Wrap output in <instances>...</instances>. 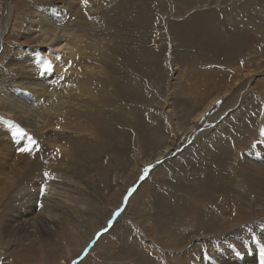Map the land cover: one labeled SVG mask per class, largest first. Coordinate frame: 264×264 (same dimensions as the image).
<instances>
[{
  "label": "rangeland",
  "instance_id": "rangeland-1",
  "mask_svg": "<svg viewBox=\"0 0 264 264\" xmlns=\"http://www.w3.org/2000/svg\"><path fill=\"white\" fill-rule=\"evenodd\" d=\"M37 1L43 2V0ZM81 1L82 0H79V2ZM89 1L91 3H89ZM98 1L100 4L97 3ZM120 1L127 2L129 6L128 4L119 6ZM185 1L186 0H87V4L96 7L99 12L97 16H90V21H97L100 17L104 19L105 22L110 20L111 23L112 21L115 23L111 25L106 22V29L101 34L103 36L97 34L94 37L93 35L88 36L84 31V35H86L85 40H87L88 43L91 42L89 46L93 49L95 46V50H99L101 47L103 49L105 48L103 45L97 46V44H101L98 42L100 39L105 42L104 46H107V41L109 39V43L112 45L114 42L120 41L119 37L123 38L122 35L126 34L131 37L133 36V40H137V42L145 40L144 38L146 37H149V40L152 42L156 39L160 42L165 41L171 53L175 52V57H180V59L186 57V61H175L177 72L180 75L179 86L175 88V93L179 96H174L172 99L178 104L175 110L183 114V116L182 114L179 116L177 115L179 119H173L179 120L178 125L183 126V128L188 124L189 117H191L188 108L182 105L186 97L187 100L189 97L193 98L194 101H192L195 105H204L207 100L206 98L214 96L216 93L218 94V92L226 89L229 84H232L235 78H238L239 73L234 70V68H238H236V66H240L242 72L248 69V67L254 69V65L248 62L250 58L248 55L239 65L237 63L232 67L216 61V52L208 53V51L203 50H201L202 52L200 50H197L198 52L195 50L194 52L190 47L194 42H191L189 45L183 44L182 39L179 37L180 32H187L190 36L197 34L196 31H190L191 23L194 24V22L187 20V18H192V16L198 13H201L199 16H203V14L215 16L214 19H210L204 25H197L200 26V28L196 29L201 31L205 36H211L213 32L233 30L239 23L242 25L241 29L244 30L247 35L251 32V27H259L261 32L262 28L260 26L264 24V0H204V4L201 2L196 6L190 2L191 0H188L187 3H185ZM5 4L6 0H0V30L3 23L2 21L4 20L3 17L6 13H8V18L10 13V17L13 19V23H15L16 26L14 24L13 26L8 25L4 30L2 42L5 52L0 56V61L2 63L10 52L18 50L19 46L29 45L26 44L25 40L23 41V33L26 31V26L29 25L28 19L32 16L31 12H36L42 3H37L35 5V0H10L8 10H6ZM42 6L46 7L45 4H42ZM258 7H261V9ZM34 8L36 10H34ZM39 10L41 11L42 9ZM99 10L102 13H100ZM40 11L37 12L40 13ZM165 11H175L178 15L172 13L173 16H169L167 20L165 18L161 19L160 15ZM244 14L248 16L245 17ZM109 16L112 17L109 18V20L106 19ZM236 20H238V23H236ZM203 21H207V19ZM242 21L245 22L244 25L246 24L248 26H243ZM246 22H249L251 25ZM70 29H72L73 34L77 32L75 27H71ZM257 29L258 28H256V30ZM87 30L91 33L90 29ZM256 30H254V35H259L261 38V34L259 32L257 33L259 30ZM118 31L122 33V35L118 33ZM109 33L116 37L114 36L111 38ZM240 33L241 32L237 35ZM161 35L164 36L163 38L165 40L162 39ZM190 36L185 40L187 41ZM96 37L98 38L96 39ZM94 39L97 44L94 42ZM104 39H106V41ZM20 40L21 42H19ZM198 43L200 44V49H206L214 45L207 42L206 39L198 41ZM201 43H206V47H201ZM78 45L82 44L78 43ZM156 45L157 44L152 46ZM252 47H257L258 50L256 48L254 50L255 53L256 51L257 53L260 52L258 55L262 53L260 49L263 47L262 45L258 46L254 43ZM200 53H203L204 56ZM251 53H253V51H251ZM157 55H165V53L147 54L146 59L152 60ZM208 57L211 58V60ZM178 62L180 65H177L179 64ZM145 63H142V65ZM243 64L244 66H242ZM142 67L141 65L139 66V75L134 83L127 85L123 90L125 98L112 102L108 111L106 110L107 117L109 119L113 118L112 121L116 119L117 123L123 127H113L109 131V136L106 134L105 137H101L99 134L100 131L95 130L93 131L94 141L88 142L90 145L86 143L79 144L81 147L77 148V150L66 151L63 155H58L56 160L59 162L56 167L59 170L57 173L59 172L60 177L64 178L60 179L59 177L57 182H46L44 180L48 179L45 177V171L47 169V171L52 170L50 167L53 166V163L57 162L55 159L52 160V155H56L55 153L48 150L37 138H33V135L18 122L12 123L13 125L15 124L16 128L11 137H9L7 133H3V127L0 128V264H197V259L203 254L206 257L205 261L210 258L209 254L206 255L208 253L206 241L213 245L215 248L213 250L215 252L221 250L223 246H228L226 240L224 242L222 241L225 234L221 235V226L218 224L215 225V223L212 222V224L210 223L206 228V225L203 226L199 223L196 216L195 209L197 211L210 210L215 202L211 198V202L204 199L201 194L203 191L198 186L197 188L191 186L188 191L183 190V192H179L178 188L174 186V179L177 177L176 180L179 179L183 183H187L188 181H194L196 178H207L205 174L202 176L200 175L201 170L196 164L197 152H199V155L202 157L204 156V158L206 156L205 159L210 161L211 153H209V151L211 152L213 149H217V152H219L224 145L228 144V146H230V152H233V154L235 153L234 157L237 161L242 160L241 162H245L246 160H251L252 163L262 165L261 163L264 161H259V157L264 154V135L261 134V129H264V99H262L264 98V68L260 70L257 69L258 71H253L248 74V76H244L232 87L231 93L233 90L237 91L232 98V103L237 102V110H234L236 115L235 118L232 117V113L230 114L231 111H229L227 113V116H229L228 119H218L214 126V128L216 127L215 130L210 134L203 133L197 136L195 132H189L186 135L185 133H179L178 136H176L177 138L171 141V143L169 142L171 153L173 150L174 153L176 152V156L173 157L179 156V160L170 161L169 158H167L166 161L164 158L160 160L159 163L156 162V164L151 162L150 164H153V167L150 168V171L143 179H140V177L144 175V173H142L144 167H141L143 160L134 155L135 150L133 149L134 147H132L134 143L133 136L139 137L134 129L138 127L137 119L143 122L141 124L142 130L143 128L146 130V127L149 129L147 137L151 139L154 137L153 134H155V132H151V130L159 125L158 121L162 122L161 120L165 119L162 115L155 113V110L162 111L165 109L164 111H167V113L172 112V103H170L172 101H167L166 96L162 92L161 94L156 92V88L159 87L158 85H160V83H156L154 71L152 70V74L149 72L144 73L141 72ZM243 83L244 85H242ZM236 85L238 86L237 88ZM240 87L241 89H239ZM178 91L180 92L179 94L177 93ZM228 95L223 96L221 101L227 99ZM182 99L183 101H181ZM132 101L135 102L134 105L131 103ZM227 104H229V102H227ZM222 109L224 110L226 107L218 108L217 115L223 114L225 110L223 111ZM152 112L153 114H151ZM240 114L242 116H240ZM171 115L175 117L176 114L171 113ZM160 118L162 119L160 120ZM209 119L203 124V131L209 128L207 127L210 124ZM152 120L158 125L152 123ZM144 123L147 125L145 124L143 126ZM82 124L84 123L79 120V125ZM70 126L72 127L73 125L70 124ZM161 126L164 127L162 124ZM83 128L88 129V126H84ZM113 129H115V131ZM18 130H22L23 134H20ZM89 132H92V130ZM235 134H249L250 139L246 137V141L244 142L249 143V145L237 150V145L234 143L235 140L233 139ZM31 137L32 140L35 141V144L31 146L32 151H19L20 148L28 146L29 138ZM140 140L139 138V142H142V140ZM145 140L146 141L142 142L140 146L142 149V157L144 159H152V156L149 155V150L152 149L146 148L150 146L149 139ZM123 141L129 142L127 148L129 151L131 150L130 152L121 153L123 152L121 149V143H123ZM233 144L235 145L233 146ZM188 151H190V153ZM173 157L171 158L174 159ZM193 158H195V160ZM180 159H182V161ZM164 161L168 163V167H163L162 163ZM30 165L31 167L34 166V168L30 170L31 176L29 177L28 175L23 177L26 169ZM177 167L179 169H177ZM230 167L237 172L235 165ZM12 168L14 171H19L17 178L12 177ZM166 168L167 172L164 173ZM43 170L45 171L43 172ZM230 172L232 173L233 171L230 170ZM169 173L172 174L173 178ZM222 174L223 171H220L218 175L214 176H222ZM41 176L42 179L39 178ZM74 178L78 179V181H76L78 184L73 183ZM14 181V185H11ZM30 181L32 182V187L27 189L30 187V183H28ZM60 181L62 182V188L55 187ZM172 181L173 184L171 183ZM133 182L136 183L137 190L135 192L133 191L128 197L127 206L124 205L125 207L122 210L124 215L121 214V216H119V218L121 217V221H123L122 223L125 224L124 226L121 224L119 227L123 226L124 229H120L116 234L107 232L119 222L113 220L111 226L107 227V231H103L99 236L95 237L98 229H102L113 213L121 208L123 195L126 190L131 187L130 185H132ZM39 184L40 186H38ZM46 186H49L51 190L56 188L63 198L61 200L62 207L59 209L61 213L60 219L56 221V225L58 226L54 227V225H52L47 230L48 233L38 235L32 238L30 243H27L24 238L17 237L9 225L11 222L10 217L14 216L18 219V216L22 215L25 207L26 200L23 201L24 205H19V202L14 199L16 198L15 194L20 188L22 189L20 195H24L23 191L29 193V197L35 200L36 204L35 206L30 205L29 207L31 209L35 207V212L37 213L42 209L40 207V201L44 204V195H49L48 192L50 190H47L48 194L46 192L44 193ZM261 191L262 192L259 194L264 192V190ZM172 193L174 196L176 195V199L170 198V194ZM17 196L19 197V194ZM181 198L184 199L183 204L185 205L186 203L185 207L180 203ZM223 199L222 203L221 201L216 203L217 208L219 206L223 211L226 210L224 213L227 215L229 214L225 216L227 220H220L224 216L218 219L222 224L228 221V217L231 218L232 215L236 216L239 221L252 218L253 214L245 210V203L242 198L234 200L237 203L231 200L229 201L226 197H223ZM261 199L264 201V196L261 197ZM156 202L158 205H165L166 210L161 211L157 207ZM238 202L240 203L238 204ZM236 204H238V206ZM173 205L177 208L171 211L169 208ZM10 206L12 208H10ZM229 209H231V211ZM37 216L38 214L35 217ZM233 221V224L230 226L231 231L236 230L237 224H242V222L236 223L235 218ZM159 223H163L164 227L159 226ZM200 233H203L207 237L201 236ZM22 235L23 233L21 236ZM199 243H201L202 246ZM192 244L199 246V248L201 246L200 249L203 248V253L201 251H195V248L190 251L189 247ZM184 252L187 253V258H180L183 256ZM81 255L82 257H80ZM231 255L233 257V254ZM245 258H247V256L243 255L240 260L243 261Z\"/></svg>",
  "mask_w": 264,
  "mask_h": 264
},
{
  "label": "bare ground",
  "instance_id": "bare-ground-1",
  "mask_svg": "<svg viewBox=\"0 0 264 264\" xmlns=\"http://www.w3.org/2000/svg\"><path fill=\"white\" fill-rule=\"evenodd\" d=\"M203 1L204 0H191L190 2L196 6L198 5V3L199 4L201 2L203 3ZM187 2L188 0L185 1V3ZM37 3L45 4L46 7L42 6L41 4V6H39L40 7L39 9L42 10L41 11L39 9L37 10L40 11V13H38L37 11L31 12L32 16L28 19L29 25L26 26L25 29L26 31L24 30L25 32L23 33V38H22L23 41L25 40L26 44L29 45L19 46L18 50H13L14 52L9 53V55L7 56V58L3 63L0 61L1 62L0 63V128L3 127L2 129L3 133L4 134L7 133L8 136L11 137L13 131L16 128L15 124L13 125L12 123H17V122L20 123L21 126H23V128H25L29 133L33 135V138L34 137L37 138L46 146V148H48V150L56 154V155L54 154L52 155L53 156L52 160L54 159L56 160L58 158V155L60 154L63 155V153H65L66 151L77 150V148L81 147L79 146V144H83V143L88 144L89 141L93 142L94 141L93 131L95 130H99L100 131L99 134L101 135V137H105L106 134L109 136V131L113 127H117V128L123 127L122 125L117 123L116 119H114L115 121H112L113 118L109 119L106 115L107 113L106 110L108 111L112 102L125 98V94L123 93V90L127 87V85L134 83V81L139 75L138 73H139L140 65L143 66L141 72L144 73L149 72L152 74V70L154 71V75H156V83L157 82L160 83V85H158L159 87L156 88L157 89L156 92H159V94H161L162 92L166 96L167 101H172L170 102L172 103L171 113L176 114L175 117H172L173 115H171V113H167V111L165 112L164 111L165 109L162 111L155 110V113L162 115L165 119H163L164 120L163 121L161 120L162 118H160L162 122L158 121L159 125L154 123V121L152 120L153 121L152 123L158 126L151 130V132H155V134H153L154 137L151 139L147 137L149 133V129L145 126L146 130H144L143 128L144 130L143 131L141 129V124L143 122L138 121L137 119L138 127L134 129L136 130L137 135L139 137L133 136L134 143L132 147H134L133 149L135 150L134 155H136L138 158L143 160L141 163L142 168L151 165L150 164L151 162H153V164L154 163L156 164L157 161L163 160L164 158L165 160L169 158L170 161L171 160L178 161L179 156L175 158L173 157L176 156V152L174 153L173 150V152L171 153L170 150L171 147L169 145V142L171 143V141L177 138L176 136H178L179 133L180 134L185 133L186 135L189 132L191 133L195 132L197 136L203 133L210 134L213 133L212 132L213 130H215L216 127L214 128V126L217 123L218 119L219 120L228 119L229 116H227V113L229 111H231L230 114L232 113V117L235 118L236 115L234 113V110H237V104H236L237 102L232 103L233 102L232 98L235 92L237 91L233 90L231 93L232 87L236 83H238V81H240L241 78H243L244 76L246 75L248 76V74H250L253 71H256L257 69L260 70L264 68V55H263L264 54L263 53L264 24L260 23L261 24L260 27L262 28L261 32L259 27H251L252 28L251 32L247 35L245 31L241 29L242 25L239 23L240 24V25L238 24L239 27L236 25L233 30L224 31V32H213L211 36H205L202 34L201 31H198L196 28H200V26L207 23L210 19H214L215 16L206 15V14H203V16H199V14L201 13H198L197 15L195 14L194 16H192V18L185 17L187 18V20H191L192 22H194V24L191 23L190 31L191 32L196 31L197 34L190 36L187 34V32H183V33L180 32L179 37L182 39L183 44L189 45L191 42H194V44L193 45L191 44L190 46L191 49L194 50V52L195 50L208 51V53L216 52L217 54V57L215 58L216 61L225 63L226 65H230L232 67L237 63L239 65V63L245 60V57H247L248 55V57L250 58L248 59L249 61L248 60L247 61L249 63L251 62L254 65V69L249 68L247 65L248 69L245 68L246 70L242 72V68H240V66H236V68L237 67L238 68L237 69L234 68V70L235 72L239 73L238 78H235L232 84L228 83L229 85L227 86L226 89L222 90L221 92H218V94L216 93V95L214 96H210L209 98H206L207 100L204 105H200V106H198L197 104L195 105V103L193 102L194 101L193 98L189 97V99L187 100L186 97L182 105L183 107L185 106L186 108H188L191 117H189L188 124L183 128V126L178 125L179 120L177 121L173 119V118H178V116L182 114V112L175 110L178 104L172 99L174 96H179L175 93L176 92L175 88L179 86V80H180L179 77L180 75L177 72V66L175 64V61L178 60H180V62H183L184 60L186 61L187 60L186 57L184 59H180V57L179 58L175 57V52L171 53L169 48L166 46L165 41L160 42L159 40L156 39L154 40L155 42L154 41L152 42L149 40V37L148 38L146 37L144 38L145 40L138 41L141 42L138 43L137 40H133L132 38L133 36L131 37L130 35H126V34L122 35V33H120L119 31L118 33H120L123 36V38L119 37L120 41L114 42L112 45L109 43L110 39L107 41V46H104L105 42H103L101 39L98 41L101 44L99 43L100 45H98L94 39V42L97 44V46L103 45V47H105L104 49L101 47L102 49L100 48L99 50H95V46L94 49L91 48L89 46V43L91 42L88 43V41L85 40L86 35H84V31L85 34H87L88 36L93 35L94 37L96 36V34L100 36L106 29V22L110 23L111 25L115 23L114 21H112L111 23V21L109 20V18H111L112 16L106 18L109 20L106 22L104 21V19L100 17L97 21H90L89 17L95 15L97 16L99 12L97 11L96 7L84 3L83 0L81 2H79V0L78 1L77 0H43V2L40 1L38 2L37 0H35V5ZM89 3L91 2L89 1ZM97 3H99V1ZM9 4H10V0H6V4H5L6 10L9 9ZM124 4H128V3L124 1H120L119 6L120 5L125 6ZM261 7L258 8L261 9ZM34 10L36 9L34 8ZM100 13L102 12L100 11ZM172 13H176V12L175 11L162 12L160 15L161 19L165 18L167 20L169 16L170 17L173 16ZM247 16L248 15H245V17ZM3 19L4 20L2 21L3 23L1 25V30H0V38H1L0 56H2L5 52L3 46L4 44L2 42L4 30L8 25L10 26H13V24L15 25V23H13V19H11L10 17V13H9V18H8V13H6ZM204 19H207V21H203ZM236 23H238V20H236ZM244 23L245 22H243V26H248L246 24L244 25ZM246 23L248 24L249 22ZM198 24L200 26H197ZM71 27H75L77 29L76 30L77 32L75 34H73L72 32L73 28L70 29ZM256 28H258L257 30L259 31H257ZM87 29H90L91 33ZM254 30H256L257 33L259 32L261 34V38L259 35H254ZM239 32L241 33L237 35ZM109 36L113 38L115 35H111L109 33ZM188 36L190 37L186 41L185 39ZM161 37L163 40H165L163 38L164 37L163 35H161ZM97 38L98 37H96V39ZM203 39H206L207 42H210L211 44H214L216 46L211 45L209 46V48L200 49V44L198 43V41H201ZM104 40L106 41V39ZM19 42H21V40ZM78 43H81L82 45H78ZM254 43H256V45L258 46L260 45L263 46L261 48L259 47L262 52L260 55H258V53L260 52L257 53L256 51L255 53L254 49L255 48L257 49V47H252ZM155 44L157 45L152 46ZM205 45L206 43L205 44L201 43V47H204ZM251 51H253V53H251ZM157 53L159 54L165 53V55H157L154 58L151 56L153 58L152 60L146 59L147 54L153 55ZM200 54L204 56L203 53ZM209 59L211 60V58ZM142 63L145 64L142 65ZM177 65H180V63ZM242 66H244V64ZM237 85L236 88L238 87ZM242 85H244V83ZM239 89H241V87ZM177 93L179 94L180 92L178 91ZM227 95H228L227 99L221 101L222 97ZM181 101H183V99ZM216 101H220V103L217 104ZM227 102H229V104H227ZM131 103L133 105L135 104V102L133 101ZM191 104L193 107L191 106ZM222 107H226V109H224L225 111L222 109L224 111L223 114L217 115V109ZM151 114H153V112ZM240 116L242 115L240 114ZM208 119L210 124L207 127L209 128L203 131L202 126L205 123V121H207ZM79 120H81L84 124L79 125ZM70 124H72L73 126L71 127ZM145 124L146 123H144L143 126ZM161 124L164 125V127H162ZM84 126H88V129H84L83 128ZM91 130L92 132H89ZM113 130L115 131V129ZM246 137L250 139L249 134H239V135L235 134L233 136V139L235 140L234 143L237 145V150L243 148L244 146L247 147L249 145V143H244L246 141ZM139 138L142 140V142L146 141L145 139H149L150 146H147L146 148L152 149L149 150L150 151L149 155L152 156V159L151 158L144 159L142 157L143 156L142 149L140 148L142 142H139ZM235 144H233V146ZM121 145H122L121 149L123 150V152L121 153H127V151H129V149L127 148L129 142L123 141ZM228 145H224L221 151L219 152H217V149H213L211 152L209 151V153H211V157L209 156L211 158L210 161L205 159L206 156L204 158V156L202 157L201 155H199V152H197L196 164L197 166H199L201 170L200 175L202 176L205 174L207 175L206 176L207 178H196L194 181L192 182L188 181L187 183H183L179 179L176 180L177 177L174 179L175 180L174 186L175 188H178L179 192H183V190L188 191L189 187L191 186L196 188L198 186L203 191V192L201 191L202 192L201 194L204 199L211 202L210 201L211 198L215 202L210 210L197 211L195 209L196 216L199 223L203 226L206 225V228L208 227V225H210V223L212 224V222L215 223V225L218 224L219 226H221L222 227L221 235L225 234L224 239L222 241L224 242L226 240L228 242V246H223L221 250L215 252L213 250L215 249L213 245H211L206 241V245L208 248V253L206 255L209 254L210 258L207 261H205L206 257L203 254L202 256H200L199 259H197L198 261L196 262L197 264H211V263L212 264H264V251H262L264 250V219H263L264 201L261 199V197L264 196V192L262 194H259L262 192L261 190H264V171H263L264 162L261 163L262 165H258L256 163H252L251 160L250 161L246 160L245 162H241L242 160L237 161L236 158L234 157L235 153L233 154V152H230L231 151L229 149L230 146ZM188 152L190 153V151ZM171 157H173L174 159H172ZM182 159L180 160L182 161ZM193 159L195 160V158ZM56 161L57 162L53 163L52 167L49 166L52 170L49 171H47L48 169L46 171L43 170V172L44 171L46 172L45 177L48 178V179H44L45 177L43 175L44 177L43 179L46 182L53 181L54 183L59 180L60 173L59 172L57 173L59 169L56 167L58 166L59 161L58 160ZM259 161H264V154L261 157H259ZM162 165L164 168L168 167L167 166L168 163H166L165 161L162 163ZM232 165H235V167L237 168V172H235V170L230 167ZM34 166L33 167H31V165L28 166L23 177L28 175L30 177L31 176L30 170L31 168H34ZM177 169L179 168L177 167ZM166 170L167 168L165 169L164 173L167 172ZM230 170H232L233 172L231 173ZM220 171H223L222 176L215 177L214 175H218ZM18 173H19L18 170L15 171L13 170L12 177L17 178ZM170 175L172 176V174ZM39 178L42 179V176ZM63 178L60 177V179ZM136 179L138 180L139 178ZM76 181H78V179L74 178L73 183L78 184L76 183ZM14 183L15 181L11 185H14ZM28 183H30V187H28L27 189L32 187V182L30 181ZM171 183L173 184V181ZM61 185L62 182L60 181V183L56 184L55 187H61ZM38 186H40V184ZM45 189H44V193L45 192L47 193V190L48 191L50 190L48 192L49 195H46L47 198L44 195L45 197L44 204L40 201V207L42 209L41 210L38 209L39 212L37 213L35 212L36 210L35 207L33 209L29 207L30 205L33 206L36 205L35 200H32L31 197H29V193L23 191L24 195L22 194L20 195L22 191V189L20 188V190L15 194L16 198L14 199L15 201L19 202V205L20 204L24 205L23 201L26 200L25 207L23 209L22 215L18 216V219H16V217L14 216L10 217L11 222L9 223V225L14 231V234L17 237L24 238V240L27 243L28 242L30 243L32 241V238H35L38 235L48 233L47 230L52 225H54V227L58 226L56 225V221L60 219L61 213L59 212V209L62 207L61 200L63 198L61 194H59V191L56 188L55 189L53 188L54 190H51L49 186H46ZM18 194L19 197L17 196ZM175 196L173 193L170 194L171 199H176ZM223 197H226L229 201L230 200L234 201L237 200L238 198H242L245 203V204L243 203L245 205V210L253 214L252 218L245 221H239V219H237L236 216L232 215L231 218L228 217L229 218L228 221L224 222L223 224L219 222L218 219L222 216L224 217L221 218L220 220L223 221L227 220L225 218L227 214L224 213V211L226 210L223 211V209L218 205H217L218 208L216 207V203H219L220 201L222 203ZM127 201L121 202L122 203L121 206L124 205L127 206ZM183 201L184 199L181 198L180 199L181 205H184ZM240 202H238V204ZM156 204L161 211L166 210L165 205L162 204L158 205L157 202ZM238 204L236 205L238 206ZM185 206L186 203L183 207ZM10 208L12 207L10 206ZM174 208L177 207L173 205L169 209L173 211ZM229 210L231 211V209ZM116 212L117 211H115L111 216V218L108 219V221L106 222V224L103 226L102 229L107 228L109 226L110 220L111 221L117 220V218L121 216V214H123V212L121 211L119 215H115ZM37 214L38 216L35 217ZM234 218L236 223L242 222V224H237L238 226L236 230L231 231L230 226L231 224H233L232 221ZM122 222L123 221H119L118 223H116V225L113 226L111 229H109L108 232L114 234L115 232L123 228L125 224ZM121 224H123V226L119 227ZM159 224H160L159 226L164 227L163 223H159ZM102 229L100 230L98 229L97 233H102L101 232ZM22 233L23 235L21 236ZM200 235L207 237L203 233H200ZM95 237H97V235H95ZM189 248L190 251H192L193 248H195V251L198 252L203 251V248L200 249L199 246L193 244L190 245ZM231 254H233V257ZM243 255L244 256L246 255L247 258L241 261L240 258H242ZM80 257H82V255ZM180 258H187V253L184 252L183 256H181Z\"/></svg>",
  "mask_w": 264,
  "mask_h": 264
},
{
  "label": "snow or ice",
  "instance_id": "snow-or-ice-1",
  "mask_svg": "<svg viewBox=\"0 0 264 264\" xmlns=\"http://www.w3.org/2000/svg\"><path fill=\"white\" fill-rule=\"evenodd\" d=\"M83 2L87 3V0H83ZM216 103L219 104L220 101H216ZM18 132L20 134H23L22 130H18ZM261 134L264 135V129H261ZM34 144H35V141H33L31 138H29L28 146L20 148L19 151H21V152H30V151H32V147L31 146L34 145ZM157 163H159V161H157ZM152 167H153V165H148L147 167H145L144 170H143L144 175H142L140 178L143 179L144 176H146L148 174L150 168H152ZM121 211H122V209H117V212L115 213V215H119V213ZM111 224H112V221L110 220L109 221V226H111ZM103 231H107V228H104V229L101 230V232H103ZM100 234L101 233H97V236H99ZM262 251H264V250H262Z\"/></svg>",
  "mask_w": 264,
  "mask_h": 264
},
{
  "label": "crops",
  "instance_id": "crops-1",
  "mask_svg": "<svg viewBox=\"0 0 264 264\" xmlns=\"http://www.w3.org/2000/svg\"><path fill=\"white\" fill-rule=\"evenodd\" d=\"M136 190H137V188L134 189V192H135ZM152 190H153V189H152ZM126 210H127V209H126ZM116 221H121V217H120V218L118 217ZM121 229H124V227L121 228ZM108 231H109V230H108ZM108 231H107V232H108ZM118 231H119V230H118ZM116 233H117V232H115L114 234H116ZM119 236H121V235H119Z\"/></svg>",
  "mask_w": 264,
  "mask_h": 264
}]
</instances>
